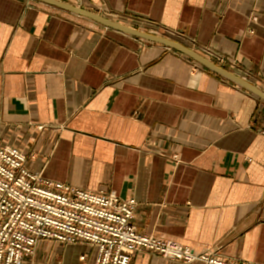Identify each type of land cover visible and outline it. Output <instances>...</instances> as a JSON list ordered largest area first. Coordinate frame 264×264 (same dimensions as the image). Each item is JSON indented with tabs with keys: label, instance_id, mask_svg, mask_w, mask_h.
<instances>
[{
	"label": "crops",
	"instance_id": "1",
	"mask_svg": "<svg viewBox=\"0 0 264 264\" xmlns=\"http://www.w3.org/2000/svg\"><path fill=\"white\" fill-rule=\"evenodd\" d=\"M59 1L147 19L187 48L195 39L264 93V0ZM193 61L35 0H0V145L45 178L134 198L142 234L264 264V100ZM96 254L41 241L24 264ZM131 264L181 263L142 252Z\"/></svg>",
	"mask_w": 264,
	"mask_h": 264
},
{
	"label": "built area",
	"instance_id": "2",
	"mask_svg": "<svg viewBox=\"0 0 264 264\" xmlns=\"http://www.w3.org/2000/svg\"><path fill=\"white\" fill-rule=\"evenodd\" d=\"M154 24L128 17L126 25L163 37L160 31L165 29ZM187 39L191 50L248 80L244 73L232 71L236 64L225 54ZM137 205L134 198L123 199L115 192L91 191L45 178L29 169L23 150L0 145V264H24L41 241L84 242L97 249L94 264H131L134 254L142 252L181 264H247L219 251L198 252L174 240L138 232L133 222Z\"/></svg>",
	"mask_w": 264,
	"mask_h": 264
},
{
	"label": "water",
	"instance_id": "3",
	"mask_svg": "<svg viewBox=\"0 0 264 264\" xmlns=\"http://www.w3.org/2000/svg\"><path fill=\"white\" fill-rule=\"evenodd\" d=\"M38 1L40 3H44L46 5L58 8L60 10L75 14L77 16L89 19L94 21L97 24H100L106 28L109 29H113L116 31H120L122 33L143 39V40H147V41H151L153 43H157L160 45H163L165 47H167L168 49L177 51L183 55H185L186 57L194 60L195 62L201 64L202 66H204L205 68L217 73L218 75L230 80L231 82L239 85L240 87L246 89L247 91L257 95L259 98L264 100V93L262 91H260L255 85H253L252 83H250L249 81L241 78L240 76L222 68L217 66L216 64L212 63L211 61L207 60L206 58L202 57L201 55H199L198 53L194 52L193 50L185 47L184 45L169 39V38H165V37H161V36H157V35H153L147 32H143L140 30H137L135 28L129 27L127 25L121 24L120 22L102 17L101 15L94 13L92 11H88L86 9H83L79 6H75L72 4H68V3H63L59 0H35Z\"/></svg>",
	"mask_w": 264,
	"mask_h": 264
}]
</instances>
